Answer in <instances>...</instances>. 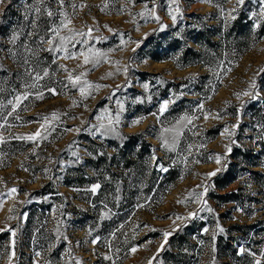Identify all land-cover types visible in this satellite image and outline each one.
<instances>
[{"label": "rangeland", "instance_id": "obj_1", "mask_svg": "<svg viewBox=\"0 0 264 264\" xmlns=\"http://www.w3.org/2000/svg\"><path fill=\"white\" fill-rule=\"evenodd\" d=\"M262 69L264 0H2L0 264H264Z\"/></svg>", "mask_w": 264, "mask_h": 264}, {"label": "snow or ice", "instance_id": "obj_2", "mask_svg": "<svg viewBox=\"0 0 264 264\" xmlns=\"http://www.w3.org/2000/svg\"><path fill=\"white\" fill-rule=\"evenodd\" d=\"M0 2H2V0H0ZM238 2H240V3H242L243 2V0H238ZM49 15H51V13H49ZM173 19L175 20V17H173ZM91 29H89V32H88V34L90 35L91 34ZM81 35H84L83 33H81ZM49 43H51V42H49ZM88 62V59H87V57H85V63H87ZM262 71H264V69H262ZM45 75H47V73H45ZM81 75H83V74H81ZM37 79H39V77H37ZM80 79H81V77H79V76H77V77H75V78H73V77H71V76H69V80L75 85V84H78L79 82H80ZM89 87H91V85H89ZM49 91H51V92H53V94H55V90L54 89H49ZM80 91H81V95H85V89L84 88H81L80 89ZM248 93H245V95H247ZM42 93L41 94H39L38 95V97L37 98H42ZM26 98V97H25ZM19 97L17 98V101H19ZM165 108H166V105L165 106H162L161 107V112H163L164 110H165ZM134 123H138V121H136V122H134ZM40 135V133L39 132H37L36 133V136H39ZM35 137H33V136H29V137H27V139H34ZM228 151L230 152L231 151V148H229L228 149ZM220 157L219 156H217L216 157V162H217V164H219L220 163ZM217 171H219V169H217ZM209 175L210 176H214V175H216V173L215 172H213V173H209ZM99 187V185H96V186H94L91 190L93 191V192H95L96 191V189ZM11 191L12 192H15L16 191V189H11ZM208 191V189L207 188H205L204 189V192L206 193ZM209 211H211V209H209ZM221 232L223 231V229L221 228V229H219ZM206 231V230H205ZM13 235H14V233H13ZM168 235H169V233H164V236H165V240L167 239V237H168ZM93 243H95V241H93ZM163 247H164V245L162 244L161 245V249H163ZM132 251L134 252V251H136V249L135 248H133L132 249ZM242 251H244L243 249H241V252ZM105 259H108V257H105ZM150 264H151V262H150ZM257 264H259V262H257Z\"/></svg>", "mask_w": 264, "mask_h": 264}, {"label": "trees", "instance_id": "obj_3", "mask_svg": "<svg viewBox=\"0 0 264 264\" xmlns=\"http://www.w3.org/2000/svg\"><path fill=\"white\" fill-rule=\"evenodd\" d=\"M171 173H172V172H171L170 170H168L166 174H163V175H161V176H162V177H164V176L166 177V176L170 175Z\"/></svg>", "mask_w": 264, "mask_h": 264}]
</instances>
